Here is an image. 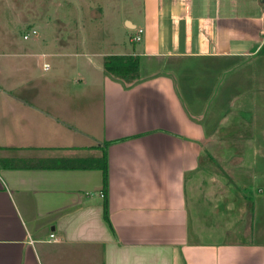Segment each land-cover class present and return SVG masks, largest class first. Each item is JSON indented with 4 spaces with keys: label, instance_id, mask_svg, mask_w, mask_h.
Returning a JSON list of instances; mask_svg holds the SVG:
<instances>
[{
    "label": "crops",
    "instance_id": "obj_1",
    "mask_svg": "<svg viewBox=\"0 0 264 264\" xmlns=\"http://www.w3.org/2000/svg\"><path fill=\"white\" fill-rule=\"evenodd\" d=\"M44 1L0 0V264H264V239L250 233L264 208V0H144L117 20L119 37L91 50L90 32L57 31L51 53L25 39ZM110 55L138 57L139 77L108 74ZM48 57L74 73L45 79ZM251 106L254 133L240 141L243 129L223 123H243ZM216 130L251 170L243 196L254 204L250 218L244 204L228 218L244 216V230L223 221L220 244L193 229L187 195ZM109 142L107 221L103 171L86 163ZM195 203L198 218L232 210Z\"/></svg>",
    "mask_w": 264,
    "mask_h": 264
},
{
    "label": "rangeland",
    "instance_id": "obj_2",
    "mask_svg": "<svg viewBox=\"0 0 264 264\" xmlns=\"http://www.w3.org/2000/svg\"><path fill=\"white\" fill-rule=\"evenodd\" d=\"M34 1L35 0H33V2ZM143 1L144 0H59V7L54 0H45L44 7L41 9L42 14L41 12L39 13L41 16L39 17V21L35 24L30 23L25 30L27 31L26 34H29L27 44L29 47L38 46L39 48H44L46 53H51V51L56 48L55 42L57 31H62V33H64L80 30L81 32L86 31L85 35L88 32L92 34L93 39H91V41L93 46H91V50H94L102 44L101 39H104L103 34H105L108 39H110L112 35H115V38L119 37V24L117 23V20H121V17L123 16L131 15L132 11H136L138 14L139 10L144 5ZM57 8L60 9L59 12H61V18L63 17L64 20L69 21V26L66 25L68 27L61 28V25H58V21H55V18H58L55 12ZM101 8L104 10L103 14L100 15ZM34 29L37 31L35 34L33 33ZM62 37L64 38V36ZM36 40L39 42L36 43ZM65 40H67V38ZM103 44L105 45L107 43L104 42ZM62 59L66 62L71 61L69 57ZM45 61L51 65L50 71H44V78L47 80L53 78V73L62 71L74 73L72 68L62 67V64L58 62L60 59L57 57H48ZM118 79L124 81L123 79ZM224 87L226 86L223 84L220 92ZM235 107L238 108V104H236ZM254 110L255 106H251L249 108V113L247 112L244 113L245 115L242 114L239 116V119L242 120L243 118V123L241 121H232L231 118L227 119L223 123L224 128L228 125H233L232 128L235 129V131L243 129L241 130L242 133L237 132L238 134H236L240 141L243 140V135L247 136L246 138H250L254 133V127L252 124L253 119L250 113ZM231 116L233 117L235 115ZM234 119L237 120L238 117H235ZM219 133L220 132L217 130L210 133L212 140L208 141L203 147L204 157H210L204 160V164L203 162L201 163L200 170H197L196 173H193L192 175H187V195H189V205L192 211L193 229L196 230L197 226H200V228H209L218 240L216 244H220L219 240L226 236L225 230H227V228L223 226V221L226 224H229V217H231L230 219L233 221L234 214H236L237 218L241 215L240 210L243 211V204L247 200V198L243 196V185H249L252 182L251 170L243 176V164L237 163L241 158L236 156L234 151H229L231 147L223 145L220 139L224 132L222 131L218 136ZM238 149L246 152L251 150V146H241ZM240 171H242L241 175ZM236 173H239V175ZM253 184L254 183H252V185ZM249 191L253 192V190ZM202 196H205L211 201V205H213L212 208H214V206L224 209L229 207L232 210L227 211L226 213L228 214L225 216L222 211V216L210 213L208 217L198 218L195 210V200L197 197ZM228 198H230L229 204H227ZM247 202L248 204H244V211L247 212L248 217L250 218L249 214L253 211L251 208L254 207V204L250 205L249 201ZM260 217L257 226L253 222V228L250 230V233L252 234L253 232L258 231L260 236L264 239V208L262 209ZM202 222H204V224H202ZM240 223L243 226L247 225V220L244 216H241L238 224ZM238 224H229V229H235V233L237 229L241 231L245 229L244 227H237ZM250 233L245 236L246 239L252 238ZM204 235H206V233H204Z\"/></svg>",
    "mask_w": 264,
    "mask_h": 264
},
{
    "label": "trees",
    "instance_id": "obj_3",
    "mask_svg": "<svg viewBox=\"0 0 264 264\" xmlns=\"http://www.w3.org/2000/svg\"><path fill=\"white\" fill-rule=\"evenodd\" d=\"M139 63L140 59L134 56L128 55H110L104 58V68L105 71L115 78H120L129 82L135 81L139 77ZM118 141V140H116ZM114 141V142H116ZM119 141H123L119 140ZM110 143L104 144V154L100 159L91 160L90 164H87L89 168L99 167L103 171L104 176V188L101 192L103 194L104 209H105V219L109 221V209L107 201V190H108V171H107V154L106 148ZM73 166H76L75 164Z\"/></svg>",
    "mask_w": 264,
    "mask_h": 264
},
{
    "label": "built area",
    "instance_id": "obj_4",
    "mask_svg": "<svg viewBox=\"0 0 264 264\" xmlns=\"http://www.w3.org/2000/svg\"><path fill=\"white\" fill-rule=\"evenodd\" d=\"M33 33L35 34L36 31L34 30ZM144 33H145L144 32V29H139L138 32L132 37V41H134V42H140V41H142V35ZM28 38H29V34H27L25 36V39H28ZM102 196H103V194H102ZM51 236L53 237L54 235H51Z\"/></svg>",
    "mask_w": 264,
    "mask_h": 264
}]
</instances>
